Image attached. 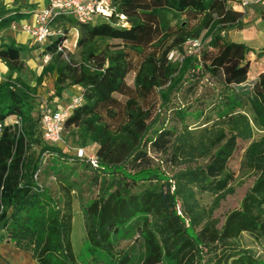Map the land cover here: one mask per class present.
I'll return each mask as SVG.
<instances>
[{
    "label": "trees",
    "instance_id": "1",
    "mask_svg": "<svg viewBox=\"0 0 264 264\" xmlns=\"http://www.w3.org/2000/svg\"><path fill=\"white\" fill-rule=\"evenodd\" d=\"M110 6V17L86 24L57 18L55 35L39 45L42 60H51L33 81L24 78L32 49L12 38L0 41L8 69L0 82V231L37 264H80L72 243L75 186L57 169L51 171L61 183L57 193L42 183L58 155L95 173L100 197L84 210L87 239L113 264L131 263L112 238L137 224L143 264H259L242 239L248 234L264 242V73L249 82L248 56L255 50L225 36L243 28L242 14L225 0H110ZM28 17L0 3V32ZM197 41L207 44L191 53L187 45ZM173 52L180 60L169 59ZM50 78L54 90L46 102L55 112L68 90L79 91L70 97L81 101L64 133L79 143L74 150L96 156L98 168L62 146L64 133L59 144L44 140L36 106ZM204 81L214 94L198 96ZM194 108L204 122L192 128L187 120ZM14 116L21 128L9 123ZM241 150V173L254 181L240 208L221 223L215 212L235 192L230 163Z\"/></svg>",
    "mask_w": 264,
    "mask_h": 264
},
{
    "label": "rangeland",
    "instance_id": "2",
    "mask_svg": "<svg viewBox=\"0 0 264 264\" xmlns=\"http://www.w3.org/2000/svg\"><path fill=\"white\" fill-rule=\"evenodd\" d=\"M110 1V0H109ZM184 20V19H183ZM242 29H233L226 33V39L228 41H246L250 47L256 52L249 54L248 58L253 67L250 69V78H256L259 72L264 70V56L258 57V53L261 49H264V13L256 11L249 17L244 13L242 18ZM257 27L261 32H242L243 30H250L253 27ZM0 40L6 39V34L0 35ZM207 41L201 42L200 49H204ZM190 52H194V49L187 45ZM39 56V54H38ZM76 60H79V54H74ZM175 58L180 60V57L176 54ZM33 58H31L32 61ZM34 64V65H33ZM30 68V67H29ZM42 72L36 62H31V68L25 72L24 78L26 80H32L34 74ZM133 74L128 77L129 83L133 84ZM34 85V83H33ZM203 88L199 92L198 96L205 93L214 94L215 88L209 85L206 81L202 83ZM54 90V78H50L39 88V97L37 98L36 112L41 111V106L44 102L48 101L50 95ZM79 94L76 89H70L67 91V96L75 97ZM172 103L176 106L182 104L181 100L177 97L172 98ZM189 104V103H188ZM64 106V103H61ZM37 116V115H36ZM164 118V116L162 117ZM204 122V117L197 108L192 109L189 115L187 124L194 128L201 125ZM176 125L173 122L168 124L169 127ZM180 127V125H179ZM257 138L259 136H256ZM69 148L68 152L73 154L75 148L79 146V143L72 138V135L67 131L64 133V143L62 145ZM91 154V152H89ZM244 151L238 152L230 163V169L235 173L236 180L234 183L235 192L229 195L225 201L221 203V206L216 210L215 217L223 223L226 217L232 212L240 208L242 200L244 199L247 191L251 188L254 179L249 176H243L241 173V162L243 160ZM62 170L65 175L68 176L71 184H74L73 196V210H74V225L72 233V243L74 252L80 262V264H113L114 258L101 250H94L87 239V232L84 220V210L96 199L100 197V187L93 185V179L95 173L90 169H87L85 165H77L67 157L54 156L51 157L49 162L50 172L53 170ZM44 187L57 193L60 189V182L56 179L55 173L44 175L42 178ZM64 183V182H63ZM66 184V183H64ZM203 204L210 206L212 204V198L208 195L203 196ZM179 209V208H178ZM41 229V227L39 226ZM112 242L117 253L125 252L131 257L130 264H143L146 250L144 242L140 235V230L137 225H130L127 230L121 231L119 234L112 238ZM243 246L253 251L256 258L259 260V264H264V242H257L248 234H245L242 239ZM1 260L0 264H37L33 256L26 251L17 249L12 241L9 239L8 232H1ZM162 264H173L168 259H165Z\"/></svg>",
    "mask_w": 264,
    "mask_h": 264
},
{
    "label": "built area",
    "instance_id": "3",
    "mask_svg": "<svg viewBox=\"0 0 264 264\" xmlns=\"http://www.w3.org/2000/svg\"><path fill=\"white\" fill-rule=\"evenodd\" d=\"M232 8H248L252 5H258L264 10V0H225ZM113 10L109 0H48V4L42 10L34 12L32 23L14 24L13 29L22 31L30 35L36 43L44 45L48 40L55 35L52 26L55 20L61 16H69L77 20L79 23H90L97 16L110 17ZM125 19L123 16L121 17ZM190 47L194 49V53L200 50V42H191ZM66 46H59V52H65ZM192 53V52H191ZM66 56V52H65ZM176 53L170 54L171 61L178 60L175 58ZM51 60V56L47 55L43 60V64H47ZM81 98L72 99L67 105L60 106L57 112L53 111L47 104L41 106L42 120L41 127L44 140L49 144H59L63 140L64 124L69 118L73 110L80 105ZM9 123L21 128L23 126L22 119L14 116L9 120ZM2 126L0 125V136ZM76 156L90 164L94 168H98V161L95 155L90 154L86 149H76ZM47 160V155L42 156V161ZM38 179V174L36 175ZM3 212V207L0 206V216ZM1 238V231H0ZM1 248V243H0ZM1 260V251H0Z\"/></svg>",
    "mask_w": 264,
    "mask_h": 264
},
{
    "label": "crops",
    "instance_id": "4",
    "mask_svg": "<svg viewBox=\"0 0 264 264\" xmlns=\"http://www.w3.org/2000/svg\"><path fill=\"white\" fill-rule=\"evenodd\" d=\"M0 3L3 6H5L6 8L13 9V10H20L21 13L29 15V17L27 19L21 21L20 23H17V24L22 25L24 23H29V24L32 23V17H33L34 12H36L38 10H42L43 8H45L46 5L48 4V0H0ZM230 8L235 12L241 13L242 18H243L244 13H246L249 17L252 15V13H255L256 11L264 13V10L258 5H252L248 8H245V9L244 8L234 9L231 6H230ZM70 32L74 37L78 36L77 30L73 29ZM242 32H261V30L257 29V27L255 26V27L251 28L250 30H243ZM3 34H6V38L14 39L17 44L22 45V46H26V47H29L30 49H32V51H30L28 54H26L27 65L31 68V62L32 63L36 62V66H38L40 69H43L41 48H40L41 46L39 47L40 44H37L35 42V40L30 35L22 32V31H16V30H12V29L0 32V35H3ZM233 42L244 43V44L249 46V44L246 41H238V42L233 41ZM250 48H252V47H250ZM254 53H252V54H254ZM38 54H39V56H38ZM31 58H33L32 61H31ZM252 67H253V65H251V68ZM7 71H8L7 67L0 60V82L3 81L4 76L6 75ZM262 73H264V70L259 72V74L256 76V78ZM252 80H253V78H250V76H249V82H251ZM69 98L66 97L64 99V101H62L61 103H64V105H67L71 101V98L70 99Z\"/></svg>",
    "mask_w": 264,
    "mask_h": 264
}]
</instances>
